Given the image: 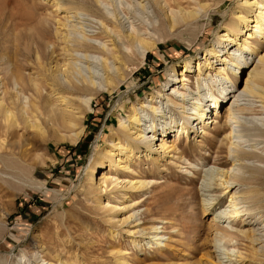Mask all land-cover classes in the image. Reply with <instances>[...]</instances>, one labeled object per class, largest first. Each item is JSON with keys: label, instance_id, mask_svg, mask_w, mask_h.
I'll list each match as a JSON object with an SVG mask.
<instances>
[{"label": "rangeland", "instance_id": "374dc122", "mask_svg": "<svg viewBox=\"0 0 264 264\" xmlns=\"http://www.w3.org/2000/svg\"><path fill=\"white\" fill-rule=\"evenodd\" d=\"M144 1L146 10L139 9L134 0L98 2L100 11L107 17L117 15L122 22L118 20L119 26L124 29L131 24L147 28L145 37H153L157 47L146 52L144 60L135 51L132 58L124 59L121 77L112 74L110 92L99 87L93 95L91 108H84V130L77 143L57 139L51 134L45 139L32 136L25 132L17 109V129L6 126L0 116V126L5 129L3 132L0 129V264H35V253L46 260L75 264H116L120 257L128 264H213L217 261L221 264H264V259H259L258 245L249 238V223L243 219L246 215L227 217V214L219 218L218 223L212 219L217 211L230 210V192L238 186L230 189L219 185L223 180L219 173L228 171L231 156L228 143L224 144L223 151L218 149L226 131L220 135L213 133L215 128L228 126L224 109L232 98L222 106L220 114L214 116L213 109L210 110L211 117L203 132L199 127L202 124H197L195 130L196 121L194 131L186 138L170 132L166 136V151L160 149V136L156 135L150 147L140 145L141 157L134 154L129 161L120 158L113 163L103 157L110 135L127 140L120 135L118 124L119 120L128 123L131 106L139 107V103L151 95L156 100L153 104L160 105L157 101L162 98L165 101L171 84L181 78L178 75V79H173L172 75L183 70L188 58L203 61L205 49L211 43L218 45L219 55L225 51L221 48L223 43H217L219 34L232 13L239 10L240 0H204L210 6L206 12H200L199 21L187 27L182 25L172 33L158 28L162 12L151 6L152 0ZM197 1L190 0L189 8L197 7ZM61 2L71 4L70 0ZM55 3L56 0H0V100L5 104L11 99V93H6L13 91L9 76L13 65L28 85L29 78H35L44 96L50 91L51 74L64 58L62 36L65 29L57 21L63 18V11ZM23 7L25 11L27 7L33 10L35 20L49 17L50 21L44 23L46 28L39 34L33 25L35 20H22ZM252 43L264 52V42L253 39ZM121 46L126 52L135 49L129 46L127 49L125 43ZM243 55L250 61L254 57L253 54ZM209 59L215 60L214 57ZM108 62L113 63L111 58ZM119 63L117 60L115 65ZM94 70L99 75L103 73L99 66ZM247 71L248 68L243 67L234 75L228 69V76L236 88L243 87ZM189 79L187 88L180 89L186 93V99L191 101V97L206 92L209 87L220 95L217 81L208 79L201 89L195 87L193 72L189 73ZM219 82L223 86L231 84L222 77ZM177 85L181 88L179 82L175 83ZM23 91L29 100H36L30 87ZM240 102L255 104L249 100ZM146 110L151 115V109L147 107ZM164 111L177 122L185 121L176 106L164 107ZM257 112L252 117L264 116V110ZM143 117L147 125L149 116ZM155 118L156 122L163 121L160 115ZM256 119L254 123L260 124ZM59 133L68 136L64 130ZM92 157L96 159L91 161ZM248 162L263 165L255 160ZM89 166L94 169L90 187L86 183ZM209 170L217 172L212 180L215 185L205 187L203 176ZM101 172H108L111 176L108 181L112 179L113 183L98 192L95 188ZM115 176L117 179L113 178ZM261 178L263 180L255 187L261 194L263 206L250 211L257 218L256 222L264 219V175ZM239 186L247 188L250 185L242 183ZM205 206L213 207L204 211ZM128 215L127 220L117 222ZM153 225L161 226L158 229L161 244L147 238ZM215 230L220 237L218 245L212 241ZM131 238L137 241L135 245L129 241Z\"/></svg>", "mask_w": 264, "mask_h": 264}, {"label": "bare ground", "instance_id": "6f19581e", "mask_svg": "<svg viewBox=\"0 0 264 264\" xmlns=\"http://www.w3.org/2000/svg\"><path fill=\"white\" fill-rule=\"evenodd\" d=\"M70 1V5H64L61 0H56L55 3L56 7L63 11V18H58L57 21L65 29V34L62 36L64 58L62 60L63 63L61 65L57 64L51 74L50 91L44 96L41 84L35 78L31 80L29 78L28 85L24 81L22 73L13 65L9 71L13 91L4 92V94L11 93L9 95L11 99L9 104H5L3 99L0 100V116L6 126L17 129L19 125L15 110L17 109L25 132L32 136L36 135L45 139L51 134L52 136H56L57 139L77 143L84 130V108L87 110L91 108L93 95L98 92L99 87H102V90L106 92H110L111 89L109 87L112 88L113 86L112 74L114 72L118 77H121L120 68L124 67V59L132 58L136 52V55L144 60L146 52L157 47V43L153 37H145L148 33L146 32L147 28L141 29L131 24L124 29V26H119L120 23L118 22L119 18L117 15L110 17L104 15L98 7V2L102 0ZM143 1L134 0L139 9L146 10L147 6L144 3L145 1ZM150 3L155 10L157 8V10L162 12L163 18L161 21L159 20L158 28L171 33L182 25L187 27L199 21L200 12H206L210 6L204 0H198L196 3L197 7L195 8H189L188 5L191 4L190 0H152ZM23 8L24 13L22 15L19 14L22 20L34 21L36 17L33 10L27 7L25 11V7ZM238 9L232 13L231 19L225 23L224 30L219 34V41L217 43H223L221 48L225 51L219 55V50H216L218 45L211 43L205 49L203 61H200L199 58L186 59L182 66L183 70L177 75H172L173 79H176V77L178 79V75H181V78L171 84V91L165 93V101H162L164 98L157 101L161 106L153 104L156 100L152 95L146 97L145 101H141L139 107L131 106L128 123L125 124L119 120L118 124L120 135L127 140L124 141L117 135H110L109 143L103 151V157L112 163L120 158L129 161L130 157L134 154L137 157H141L139 153L140 145L150 147L156 135L157 137L160 136V149L166 151V136L170 132H175V135L178 137L183 135L186 138L190 131H194V121H196L195 130L197 124H202L199 127L200 131L203 132V127L207 125V120L211 117L208 115L210 110L213 109L211 113L214 116L220 114L222 106L232 98L228 107L224 109V118L228 121V126L215 128L213 133L220 135L226 131L227 134H224L226 136L222 138V143L218 146V149L223 151V148H225L224 144L228 143V154L231 156L228 171L218 172L219 176L223 177L219 185H225L224 188L230 187V189L236 185L238 186L230 192V201H232L230 210L217 211L212 219L218 223L219 218L227 214H229L227 217L246 215L243 219L249 223L251 231L249 238L252 243L258 245V249L261 251V254H259L261 258L259 259L263 260L264 219L256 222L257 218L250 211L253 208L263 206L261 194L258 188L255 187V184L263 180L261 176L264 175V116L256 119L252 117V114L258 113V110H264V52L259 51L258 46L252 42L253 39H257L258 42H264V0H240ZM12 14L14 15L15 13ZM49 21L48 16L36 19L33 24L36 32L39 34L46 28L44 23ZM119 21L121 22V20ZM97 24L98 26L94 27ZM154 27L157 28V26ZM97 28H99L98 31L95 30ZM118 40H120V44ZM124 43L127 49H130L129 47H134L135 49L126 52L121 46ZM228 45L229 47H227ZM233 46L235 48L232 52H229V49ZM236 51L239 52L236 54ZM35 52L39 53L38 46H36ZM244 53L248 55L253 54L254 57L250 61L243 55ZM212 57L215 60L210 61L209 58ZM109 58L112 59V65L108 62ZM117 60L120 63L115 65ZM216 62L219 63L216 64ZM98 66L103 70L101 75L97 74L94 70V67ZM243 67L248 68V71L243 87L238 89L229 78L227 71L231 69L233 74L237 75L236 73ZM172 70L174 71V67H172ZM190 72L195 74L196 88L202 89V83L208 79L217 81V85H220L218 90L220 95L217 96L209 87L206 92L191 97V101L190 98L186 99V93L180 89H186V86L190 83ZM212 72L214 73L212 74ZM221 77L226 80L228 79L231 84L223 86V83L219 82ZM178 82L181 88H179V85L175 86V83ZM29 87L36 94V100L31 101L29 97L24 95L23 90H27ZM20 93L22 94L21 98L19 97ZM159 95L163 96L164 94ZM241 100H249V102L255 104L243 105L240 102ZM170 106H176L179 109L181 116L185 117L184 122H177L176 118L171 114L167 117L164 107ZM147 107L152 110H150L151 115L146 110ZM138 110L140 111L138 112ZM157 111L160 114H157ZM141 112L144 113L141 114ZM145 115L149 116L147 119L149 123L147 125L144 122L143 116ZM156 115H160L163 121L156 122ZM248 115H251V117H247ZM182 117L181 119H183ZM255 119L260 121V124L254 123ZM0 129L1 132L5 131L1 126ZM61 130L68 132V136L64 137L60 134L59 131ZM259 144L262 145L258 146ZM246 145L249 147L248 149L243 148ZM134 149L137 150L135 153L133 152ZM95 159L92 157L91 161ZM253 160L259 161L263 165L248 162ZM100 161L101 163L104 162L102 159ZM219 162L221 164H228L225 161ZM87 169L89 177H87L86 183L90 187L89 182L92 181L94 169L90 166ZM216 173L213 170H209L203 176L205 187H210L214 184L212 180ZM110 178L111 176L108 172H101L97 178L96 191L99 192L100 189L113 183L112 179L108 181ZM113 178L117 179L116 176ZM242 183L250 186L240 188L239 184ZM221 189L218 191L219 194L221 193ZM248 202H250L249 205L247 204ZM207 204L210 203L208 202ZM212 207L205 206L203 209L204 211H209ZM129 216L119 218L117 222H123ZM160 227L157 225L151 226V231L147 236L149 240H153L157 244H161L162 240V237L158 234L161 232L158 230ZM129 241L133 245L137 243L134 238H131ZM212 241L214 245L220 241L216 230L213 233ZM34 257L35 264H75L74 262L67 261L46 260L42 255H38L37 253L34 254ZM116 264H128V262L123 257H120L116 259ZM213 264H221V262L217 261L213 262Z\"/></svg>", "mask_w": 264, "mask_h": 264}]
</instances>
